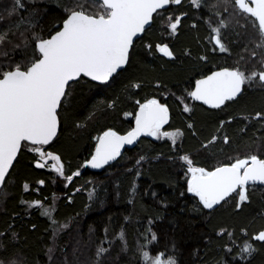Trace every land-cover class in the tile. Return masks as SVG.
I'll use <instances>...</instances> for the list:
<instances>
[{
  "label": "trees",
  "instance_id": "obj_1",
  "mask_svg": "<svg viewBox=\"0 0 264 264\" xmlns=\"http://www.w3.org/2000/svg\"><path fill=\"white\" fill-rule=\"evenodd\" d=\"M68 2L23 0L25 10L8 18L5 10L12 6L13 0H0V17H3L0 30L23 17L33 19L38 25L35 30L43 29V34L47 35L55 18L63 15ZM212 2L214 0H208ZM175 8L188 13L176 37L167 38L157 18L143 38L136 40L130 66L114 80L104 85L81 77L78 82L70 83V95L60 111V132L44 150L61 156L65 176L74 172H79V176L68 182L51 168H36L34 154L27 148L23 150L19 163L0 191V233L7 234L0 237V260L4 264L12 261L16 264H92L96 246L105 239V228L112 245L103 257V264H141L137 244L145 242L143 236L149 227L158 237L150 246L152 255L166 251L175 257L177 264H224L225 260L228 264H237V261L239 264H264V242L252 239L264 230V184L249 186L250 199L242 205V211H235V199L213 212L202 208L197 211L200 208L198 198L187 192V166L179 159L187 154L194 166L210 169L230 158H244L250 150L256 151L257 145L264 142L260 125L249 126L244 134L240 130L247 123L244 117L264 109V90L246 85L242 96L235 102H226L221 109L192 102L187 93L195 80L220 64L236 67L240 47L230 44V54L218 49L213 51L210 31L201 19V11L187 2ZM169 9L164 15L170 13L172 9ZM194 22L195 28L192 27ZM241 31L243 42L252 47L255 29L249 25ZM225 36L229 41L234 38L231 31ZM166 42L174 58L156 52L155 44ZM148 43L153 45L151 52L144 47ZM201 56H207V62L200 60ZM16 58H20L19 53ZM238 66L248 72L259 69L255 61L247 58ZM157 82L161 87H156ZM134 83L141 87H131ZM151 97L169 108L170 122L163 130L180 129L183 136L177 137L175 144L168 137L145 136L137 146L127 148L115 163L102 168L85 166L94 152L95 137L108 128L119 133L129 131L138 110L135 101L143 102ZM113 100L115 107L109 108ZM183 104L191 111L185 112ZM129 112L133 115L125 116ZM229 117L233 120L225 124L223 133L231 142L225 145L221 138L203 148L202 145L217 134L220 121H228ZM189 123L193 124V129H188ZM140 156L146 159L137 166ZM39 180H44L45 184L39 185ZM25 183L29 185L27 190L23 187ZM134 184L135 195L132 194ZM36 200L45 208L51 207L59 224L68 225L59 232L55 242L49 219L41 215L42 209L29 207V203ZM32 225H36L34 230ZM222 228L234 232L233 240L227 235H217ZM121 229L125 233L127 251L116 239ZM12 232L16 233L15 239L11 237ZM245 241L252 243L256 251L241 261L239 253ZM54 244L50 254L48 249ZM225 245L233 249L232 253H226ZM233 256L237 259L233 260Z\"/></svg>",
  "mask_w": 264,
  "mask_h": 264
},
{
  "label": "snow or ice",
  "instance_id": "obj_2",
  "mask_svg": "<svg viewBox=\"0 0 264 264\" xmlns=\"http://www.w3.org/2000/svg\"><path fill=\"white\" fill-rule=\"evenodd\" d=\"M189 3L201 11V19L210 31L212 50L218 49L221 53L230 54L231 44L240 47V55L236 67H222L196 79L187 95L213 109H221L226 102H235L242 96L245 85H255L264 90V0H214L212 3H208V0H189ZM171 5L181 6L182 0H69L63 8V15L55 18L47 35L43 34V29L40 32L35 30L38 25L33 19L23 17L0 30V187L5 186L11 175L10 170L19 163V156L25 148L34 154L36 168L50 166L51 170L68 182L80 175L74 172L65 176L61 156L44 150L57 137L60 111L70 95V82H78L82 76L104 85L114 80L130 66L136 40L143 38L140 34L152 28L157 18L170 35H175L188 13L164 15ZM23 10V0H13L12 6L5 12L8 18H12ZM249 25L256 32L251 41L252 47L243 42L244 34L241 31ZM192 27H197L196 22ZM229 31L234 37L231 41L225 36ZM144 47L149 52L153 49L151 43ZM154 47L163 56L174 58L169 44L157 43ZM17 53L20 54L19 59L16 58ZM246 58L255 61L259 69L251 72L242 70L238 65ZM200 60L207 62V56H201ZM131 87L139 89L141 85L134 83ZM156 87H161V84L157 82ZM115 103V100L109 102L108 107H115ZM135 104L138 106L134 114L135 126L125 135L108 128L95 137V150L86 164L92 168L108 165L121 155V148L125 144H133L141 134L168 137L173 144L177 137L183 136L180 129L162 131L168 123L169 108L159 99L151 97L143 102L136 100ZM184 111L190 112L191 109L185 105ZM132 115L130 112L125 113V116ZM244 119L247 123L240 130L242 134L246 133L249 126L255 127L256 124L260 125V131H264V109ZM232 120V117L228 121L221 120L217 134L202 147L206 149L221 138L223 144L228 145L231 138L223 133V128ZM187 127L193 129L194 126L189 123ZM145 159L140 156L136 165L140 166ZM179 159L187 166V192L198 198L200 208L197 211L202 208L213 212L231 199H235V211H242V205L250 199L249 185L257 182L264 184V142L257 145L256 151L250 150L244 158H230L228 162H220L210 169L194 166L187 154L181 155ZM37 183L44 185L45 181L39 180ZM23 187L27 190L29 185L25 183ZM135 190L134 184L133 195ZM29 207L42 209L41 215L47 217L52 226L54 242L59 232L68 227L59 224L51 207L45 208L41 201H32ZM32 228L34 230L36 225H32ZM104 232L105 239L97 246L92 264H103V257L111 249L112 241L107 239L108 229L105 228ZM242 232L247 235L246 231ZM6 235L0 233V237ZM217 235H227L233 240L234 232L222 228ZM11 237L15 239L16 233L12 232ZM116 239L122 243L123 250L127 251L123 229L116 235ZM143 239V244H137L141 264H177L175 257L166 251L152 255L150 246L158 237L151 231V227ZM252 239L264 242V230ZM54 246L48 249L50 254ZM224 247L227 254L232 253L231 247ZM255 251L252 243L245 241L240 249L239 260H246ZM52 259L50 255L49 260ZM232 259L236 260L237 257L233 256ZM0 264L4 262L0 260ZM11 264L16 262L12 261ZM224 264H228V261L225 260Z\"/></svg>",
  "mask_w": 264,
  "mask_h": 264
},
{
  "label": "water",
  "instance_id": "obj_3",
  "mask_svg": "<svg viewBox=\"0 0 264 264\" xmlns=\"http://www.w3.org/2000/svg\"><path fill=\"white\" fill-rule=\"evenodd\" d=\"M144 33H142V34H140V36H142ZM83 77V76H82ZM86 78H88V79H90L91 80V78H89V77H86ZM80 79V78H79ZM94 82H96V81H94ZM70 83H72V82H70ZM96 83H99V84H101L100 82H96ZM193 100V99H192ZM193 101H195V100H193ZM196 102H200V103H203L202 101H196ZM206 106H208V105H206ZM208 107H210V106H208ZM168 121H169V119H168ZM135 126V123H134V125H133V127ZM60 127H61V125H60V123H59V127H58V132H57V136H58V134H59V132H60ZM132 127V128H133ZM131 128V129H132ZM130 129V130H131ZM129 130V131H130ZM128 132V131H127ZM126 132V133H127ZM119 133V132H118ZM126 133H119V134H121V135H125ZM145 136H149V135H147V134H141L134 142H133V144H125L122 148H121V155L119 156V157H117V159L115 160V161H111L108 165H110V164H113V163H115L122 155H123V153L125 152V150L127 149V148H133V147H135V146H137V144L139 143V141H140V139L142 138V137H145ZM57 138V137H56ZM56 138H54V140L56 139ZM54 140L51 142V143H53L54 142ZM95 150V149H94ZM84 165L85 166H89V167H91L90 165H88V164H86V162L84 163ZM104 166H107V165H104ZM11 171V170H10ZM256 184H261V183H259V182H257ZM249 186H251V184L249 185ZM3 187V186H2ZM2 187H0V191H1V189H2Z\"/></svg>",
  "mask_w": 264,
  "mask_h": 264
},
{
  "label": "flooded vegetation",
  "instance_id": "obj_4",
  "mask_svg": "<svg viewBox=\"0 0 264 264\" xmlns=\"http://www.w3.org/2000/svg\"><path fill=\"white\" fill-rule=\"evenodd\" d=\"M183 2H187V4H190L189 3V0H182V3ZM175 7H177L176 5H171V6H169V8L170 9H172V10H170L169 8V10H170V13H175V14H179L180 12H181V10L178 8H175ZM173 8H175V9H173ZM180 28V27H179ZM162 29H164L163 27H162ZM178 31H179V29H178ZM178 31H177V33L175 34V35H170L166 30H165V34H166V36H167V38H174V37H176L177 36V34H178ZM167 43V42H166ZM168 44V43H167ZM222 67H229V66H227V65H225V64H220V65H218L217 67H214V68H212L208 73H206V74H209L211 71H215V70H218L219 68H222ZM231 68V67H230ZM205 75V74H204ZM202 76V75H201ZM201 76H199L197 79H199V78H201ZM194 85H195V83H194ZM194 87V86H193ZM245 87H246V85H245ZM191 101L192 102H194V103H200V102H196V101H193L192 100V98H191ZM201 104H203V103H201ZM205 105V104H204ZM206 106V105H205ZM208 107V106H207ZM208 108H211V107H208ZM169 122H170V113H169V121H168V123L167 124H165V125H168L169 124ZM134 123H135V121H134ZM134 125V124H133ZM164 125V126H165ZM133 127V126H132ZM164 128V127H163ZM197 167H199V166H197ZM206 168V167H205Z\"/></svg>",
  "mask_w": 264,
  "mask_h": 264
},
{
  "label": "bare ground",
  "instance_id": "obj_5",
  "mask_svg": "<svg viewBox=\"0 0 264 264\" xmlns=\"http://www.w3.org/2000/svg\"><path fill=\"white\" fill-rule=\"evenodd\" d=\"M243 63H244V62H243ZM247 64H248V63H247ZM254 86H255V85H254ZM251 89H252V88H251ZM253 89H254V88H253ZM254 90H257V89H254ZM250 91H251V90H250ZM252 91H253V90H252ZM250 95H251V94H250ZM182 100H183V99H182ZM185 100H186V99H185ZM186 101H187V100H186ZM182 102H183V101H182ZM184 103H185V101H184ZM180 105H181V104H180ZM183 105H185V104H183ZM183 105H182V106H183ZM186 105H187V104H186ZM190 105H191V103L189 104V106H190ZM195 105H196V104H195ZM190 107H191V106H190ZM190 107H189V108H190ZM193 107H194V106H193ZM175 109H176V108H175ZM193 109H194V108H193ZM193 109H192V111H193ZM180 115H181V114H180ZM192 119H193V118H192ZM191 124H192V123H191ZM185 125H186V124H185ZM217 145H218V144H217ZM221 146H222V145H221ZM218 148H219V146H218ZM214 153H215V152H214ZM213 160H214V159H213ZM211 161H212V160H211ZM52 207H53V206H52ZM50 227H51V226H50ZM51 233H52V232H51ZM102 241H103V239H102ZM53 242H54V241H53ZM100 242H101V241H100ZM133 246H134V245H133ZM133 246H132V247H133ZM96 247H97V246H96ZM134 254H135V252H134ZM135 255H136V254H135ZM137 255H138V254H137Z\"/></svg>",
  "mask_w": 264,
  "mask_h": 264
},
{
  "label": "rangeland",
  "instance_id": "obj_6",
  "mask_svg": "<svg viewBox=\"0 0 264 264\" xmlns=\"http://www.w3.org/2000/svg\"><path fill=\"white\" fill-rule=\"evenodd\" d=\"M162 131H164V130L162 129ZM155 138H157V137H155ZM48 168H50V166Z\"/></svg>",
  "mask_w": 264,
  "mask_h": 264
}]
</instances>
